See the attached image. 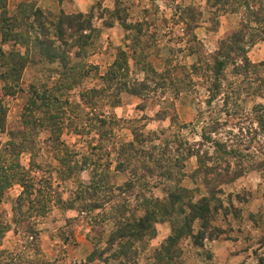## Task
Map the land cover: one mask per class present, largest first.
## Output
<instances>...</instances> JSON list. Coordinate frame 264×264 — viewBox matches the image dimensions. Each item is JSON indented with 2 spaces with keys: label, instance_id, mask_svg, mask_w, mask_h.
Here are the masks:
<instances>
[{
  "label": "rangeland",
  "instance_id": "374dc122",
  "mask_svg": "<svg viewBox=\"0 0 264 264\" xmlns=\"http://www.w3.org/2000/svg\"><path fill=\"white\" fill-rule=\"evenodd\" d=\"M3 4L11 13L18 4L28 15L31 12L15 34L32 37L37 31L36 23L33 32L28 26L35 8L43 16L49 12L46 23L53 24L46 26L49 36L55 35L60 15L77 16L86 27L72 36L67 52L66 46L60 47L61 57H68L67 67L74 68L70 76L59 59L50 62L39 56L30 41L13 47L25 61L15 67L23 66L17 78L7 60L1 59V52L11 50V42L0 41V104L5 113L1 148L8 134H23L30 151L18 162L25 169L29 155H34L39 166L33 171L38 188L33 194L45 203L37 213L24 203L16 214L20 221L14 223L12 203L21 189L13 185L4 192L0 264H117L121 258H111L112 250L98 262H86L93 244L106 249L104 242L114 223L100 216L110 215L118 200L116 192L109 191L104 195L111 201L101 210L87 211L83 195L78 198L75 191L88 185L92 176L111 189L133 170L147 185L158 183L151 190L154 197H164L163 188L177 181L193 192L195 200L206 195L199 180L202 173L195 174L198 157L206 159L202 164L211 173L222 176L245 171L264 158V130L255 121L260 117L258 106L264 105L259 92L264 81V0H4ZM187 8L192 9L191 17ZM240 24L253 34L243 51L255 67L244 72L236 59L233 67L225 66L215 75L209 56L218 41ZM78 36L90 44L85 54L76 42ZM76 52L81 55L74 57ZM82 71L84 77L75 75ZM29 99L38 109L34 119L48 115L47 124L25 123L23 109ZM61 156L76 161L71 173L62 170L69 173L62 174L64 179L57 176ZM118 162L122 172L115 170ZM79 163L83 169L78 170ZM208 207L204 238L198 245L181 238L173 264H258L264 259V172L245 171L222 184ZM155 230L145 249H137L133 264H152L151 253L169 234V226L156 224ZM196 230L197 222L192 233ZM30 233L35 239L28 237Z\"/></svg>",
  "mask_w": 264,
  "mask_h": 264
},
{
  "label": "trees",
  "instance_id": "16d2710c",
  "mask_svg": "<svg viewBox=\"0 0 264 264\" xmlns=\"http://www.w3.org/2000/svg\"><path fill=\"white\" fill-rule=\"evenodd\" d=\"M3 1L4 0H0V41H2V43L11 42V50L8 52H1V59L7 60L8 66L13 69L11 72L16 74L18 78L22 72L23 66L18 69L15 67H18L17 65L21 66V63L25 62L22 54L16 51L13 47L17 44L22 45V43L25 44V42L27 43L31 41L33 44L32 47L36 49V53L39 56L44 57L50 62L59 59L65 69L69 70L66 71L67 76H70V72L74 71V68L67 67L68 57L65 55L61 57L59 52L61 51L60 47L62 45L67 47V52L70 48L69 43L71 42L72 36L86 27L81 25L82 22L79 24V17L73 15L56 16L57 20L54 25L55 35L49 36L50 32L46 26H53L51 22L46 23L47 17L50 16L49 12H46L45 16H43L41 11L38 8H35L32 12L33 18L28 26H30L31 31L33 32V24L36 23L37 31L33 32L32 37L26 33L15 34L13 31H15L19 24H22L25 19L31 15V12L30 15H28V11L21 8L23 7L22 4H18L15 7L14 12H8ZM217 2H221V0H217ZM217 10L218 12H224L222 8ZM186 11L189 12L191 17L193 14L191 12L192 9L187 8ZM201 14V11L196 12L197 18H199ZM250 14H252V12ZM213 23L216 24L215 19H213ZM63 25L65 26V29L67 28V30L70 31L68 35L65 34V30L62 28ZM245 29L246 27L243 24H240L237 30L231 31L218 41L216 51L209 56V63L212 68V71L210 70V72L217 75L225 68V66L233 67V65L236 64V59H238V64H240L237 67L242 71H244V69L247 71L255 67L254 64H251L247 60L243 51L244 45L250 43L253 37L252 32H244ZM77 39L76 42H79L80 45L83 46V54H85L86 48L88 45L90 46L89 42L86 43L85 36H78ZM79 52H76L74 57L80 56L81 53ZM80 63L82 67L84 64L82 61ZM75 75L78 77H84L86 72H77ZM5 79H8V76L4 77L2 80L4 81ZM17 81V79L14 80V82ZM14 87L15 86H13V89ZM261 87L262 88L259 92L260 96L264 99V81L262 82ZM133 94L135 93L133 92ZM1 107L0 104V133H3L5 131L3 127L5 113L3 111L1 113ZM37 110L36 104L32 99H29L23 109L24 113L26 112L23 119L25 123L28 120L32 121L33 124L36 122L35 124H37L38 127H40L39 124L41 122H44L45 124L48 123L46 122L48 115H41L42 117L36 116V119H34L33 112H37ZM258 110L261 111L260 117L257 116L255 121L260 130L263 131L264 105H259ZM8 136V141L6 142L5 147L1 148L0 144V202L7 189L11 188L13 185L20 187L21 191L13 200L11 208L13 214L11 221L15 223L20 221L19 218L16 217V214L20 213L24 207V203L28 205L27 209L29 207V209L35 210V213L45 209V203L40 201L41 197L39 194H33L38 189L36 187L37 184L34 182L35 172L33 171L39 166L34 162V155L33 157L32 154L29 155L30 158L28 159L27 167L25 169H23L18 162V157L21 154L28 150L30 151V148L28 147L29 144L27 146L22 140L23 134L10 133ZM50 136L51 135L49 134L48 137ZM15 140H18L19 142H14ZM132 158L135 159L136 157ZM205 160V158H197L198 168L195 174H198V172L202 173V177L199 180L200 184L204 187L206 195L195 200L193 199V192L178 184L177 181H174L175 183L173 186H169L166 189L163 188L164 197H154L151 194V190L156 188L158 183L155 185L151 184L150 186L147 185V183L143 182L133 170L128 172V178L121 185L115 186L111 189H107V183L102 181L101 178L99 179V182H94L93 178L96 176H92L88 185L83 186L79 192L75 191L77 197L78 194L83 195L82 200L84 199L83 201L85 202V209H87V211L91 209L101 210L102 205L111 201L104 195L109 191L112 193L116 192L118 200H116L117 202L111 207L112 213L110 215L104 214L103 216H100L101 219L112 220L114 223L112 232L104 242V247H106V249L99 248L100 246H97L96 243L93 244V249L86 262H98L105 251L112 250L111 258L113 256L121 258L117 264H133V257L135 256L134 254L137 253V249L144 250L147 242L155 237V225L166 223L169 226V234L160 243L159 247L152 251L151 260L152 264H173V261H175L177 257L175 246H177L181 238L188 237L192 239L195 245L200 243L204 238V232L207 228V220L211 214L208 204L210 200L213 199L215 190L217 191L222 184L236 179L245 171L256 170L264 172V158L257 163V165L255 164V166L247 167L245 171L240 169L235 172L234 170L230 174H225L224 176L219 173H211L210 168L202 164ZM57 163L59 166V174H57V176L59 175V177L64 179L62 174L65 173L69 175V173L62 170H70L71 173L74 169L72 165L75 164L76 161L62 160L61 156L57 159ZM69 163H72L71 167L68 165ZM121 165L122 163L118 162V166L115 167V170L122 172ZM81 167L82 166L79 163L78 170L83 169ZM144 167L145 165H143V169ZM146 169L147 171H150L149 168ZM94 174H96V171L95 173L93 171V175ZM165 174L168 175V172ZM194 190L196 191V189ZM144 193L148 195H144ZM35 196L36 198L38 197L37 200L35 199ZM75 197L73 201H80V199H78L79 197ZM71 208L72 207H69L68 209ZM92 220L94 223L98 222L95 218H92ZM195 222H197V230L193 234L192 229ZM5 229H7V226H4V230ZM92 229L91 226V230ZM28 237H31V240L35 239V236H32L31 233ZM114 246L116 248H114ZM258 264H264V259H259Z\"/></svg>",
  "mask_w": 264,
  "mask_h": 264
}]
</instances>
